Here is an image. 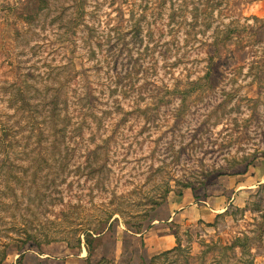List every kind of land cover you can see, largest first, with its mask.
<instances>
[{"label":"rangeland","instance_id":"rangeland-1","mask_svg":"<svg viewBox=\"0 0 264 264\" xmlns=\"http://www.w3.org/2000/svg\"><path fill=\"white\" fill-rule=\"evenodd\" d=\"M180 4L0 0V135L16 136L0 146V264H148L177 246L167 264H264V0ZM173 14L181 62L146 73ZM85 84L96 118L59 151L49 129L37 144L28 123ZM188 203L208 218L184 220Z\"/></svg>","mask_w":264,"mask_h":264},{"label":"trees","instance_id":"trees-1","mask_svg":"<svg viewBox=\"0 0 264 264\" xmlns=\"http://www.w3.org/2000/svg\"><path fill=\"white\" fill-rule=\"evenodd\" d=\"M166 1H168L169 3H182L180 4V8L177 9L178 13L180 14L178 17H180L183 14V11L185 10L184 8L185 5L183 3H188V2L192 3V0H174L175 2H171V0H162V3H166ZM213 1H216V0H198V3H211ZM245 1H251V0H245ZM252 1H257V0H252ZM205 12L206 11H203L201 14L205 16ZM197 14L198 13H196L195 15L196 18H197ZM253 19L256 21H259L255 17ZM182 26H183V22L180 20L179 21L176 20L175 15L173 14L170 17V24L165 27L166 30L161 31V34H163V37L164 36L170 37L169 40H167L164 43H160L159 41H156L153 43L151 47L145 46L144 51L140 53L139 55L141 56V60L143 61L146 59L148 60V68L145 69L146 73L152 71L153 67H156L158 63V57H159V60H161V62L163 63L164 67L171 68L173 66H176L177 64H180L181 62L180 60L179 61L177 60L176 63L169 64V59L171 56L177 55V53L180 50V47H179L180 42L177 36ZM136 27L137 28L133 30L132 42L133 43L139 42L141 44L144 38L141 39V37H139L140 36L139 25ZM188 27L192 28L191 25H188ZM187 30H184L183 32L185 33L184 34L185 39L183 41L187 42V43H184L185 46L189 43L188 41L189 31ZM145 37L147 38L146 39L148 41L147 43H149V41L151 40L150 38L152 37V32L149 31L147 36ZM225 38L226 37L220 40L216 39L215 46H218L217 44L219 43L221 44V42H223ZM106 53H107V56H108V53L111 55V57L116 56L112 48L106 51ZM187 54L188 52L185 53L186 56ZM182 58H187V57L183 56ZM73 92H74L73 96L70 97L68 101H65L63 103L61 109H59L58 104L55 102L54 105H52L50 109L52 113L48 116H44L43 119L40 121V123H37L35 121L28 123V126H29L28 132L31 135V137L33 135H36L37 144H41L42 142L45 141V140H42L39 136L40 135L43 136L42 131H44L45 129H49L50 131L49 133H51L50 137L52 136L55 138V140H53L52 142V145H53L52 148L54 150H56L57 148L56 151H59L61 145H66L65 140L67 139L68 135L74 134V137H76V133L79 132V130L85 128V124H87V120H91V119L93 120L94 118H96V113L101 111V102H100L99 95H101L102 93L98 92L97 87H93L89 84H85L81 86L80 89H77ZM106 108L107 109L102 112V115L110 116L112 112H114L111 109H114V108L109 107V106ZM41 128H43V130ZM3 130H2L3 134L0 135V146H3V149H9L10 147H13L12 145L15 144L14 140H10V138L14 139L16 138V136L15 134L11 135V132H6V128H3ZM69 142L70 141H68L66 146H69V144H71ZM72 144L74 145L76 143L73 142ZM90 153L91 152H89V155ZM41 161L44 162L45 160L41 158ZM136 233H139V231ZM172 235L175 238L177 237L176 233H173ZM97 238H93L89 235L86 237L88 256L91 254L90 253L91 244L93 241H95V239L97 240ZM141 245H142V242H141ZM179 249H180L179 246H177L172 250L163 252L162 254L153 257L148 264H167L166 261L169 259V257L176 255L179 252ZM16 250L17 251L21 250V247H18V249ZM3 253L4 252H2V257H4ZM242 264H254V263L253 261L244 259Z\"/></svg>","mask_w":264,"mask_h":264},{"label":"crops","instance_id":"crops-1","mask_svg":"<svg viewBox=\"0 0 264 264\" xmlns=\"http://www.w3.org/2000/svg\"><path fill=\"white\" fill-rule=\"evenodd\" d=\"M222 198L224 197H220L219 199H217L216 201H214V203H212V208H211V211L214 212V213H217V212H221L223 210V201H222ZM187 210H186V214L187 216L184 217V220H190V221H195V220H200V219H204L205 217L208 218V215L207 213V210L204 208V207H197L195 204H192V203H188L187 205ZM191 206V207H190ZM174 210H177L174 209V206H171V216L169 218V220L172 222L174 221V216L176 215L175 211ZM180 210V209H179ZM166 238H169V242L171 241L170 239V236H166Z\"/></svg>","mask_w":264,"mask_h":264}]
</instances>
